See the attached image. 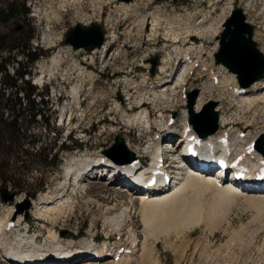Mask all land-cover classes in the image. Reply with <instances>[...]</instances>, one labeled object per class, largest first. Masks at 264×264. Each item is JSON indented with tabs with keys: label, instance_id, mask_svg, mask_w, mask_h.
<instances>
[{
	"label": "rangeland",
	"instance_id": "1",
	"mask_svg": "<svg viewBox=\"0 0 264 264\" xmlns=\"http://www.w3.org/2000/svg\"><path fill=\"white\" fill-rule=\"evenodd\" d=\"M23 1L28 8V13L22 15L9 27L14 31L15 25L20 24L23 30V33H20L21 36H31L29 43L32 51H41L31 65V74L24 76L31 82L38 83L36 80L40 63L49 61L55 55L64 56V69L70 71L74 69L75 63L81 64L83 59L90 58L94 49L90 52L81 48L79 51H72V54L67 53L70 48L66 50L64 35L76 24H99L105 36L104 43L112 40L113 34L116 39L114 38V42L107 46L108 53L104 55L100 49L96 48L97 53L91 55L95 58L93 64L84 65L83 63V67L86 66L87 70L93 74L94 84L93 89H88L89 82L84 84L80 97L81 108L77 107L70 97L72 85L75 84L76 79L74 82H72L73 79L67 81L59 73H51V75L47 72L48 70L46 71L44 82L41 86L37 85V91L40 93L35 95V100L39 101L38 105L44 107L48 118L46 120L41 118L38 122H34L32 134L39 146L52 147L50 155H54L52 158L57 161V166L52 168L40 160L28 161L26 170L21 169V162L13 166L15 170L13 178L21 181L24 190L32 192L36 184L43 182V189L39 190L35 197L26 196L24 191L16 193L11 186L4 184L0 175V189L6 187L14 192L11 201H4L0 194V218L4 221L11 219L8 217L10 210L15 206V212L19 213V206L22 207L17 216L20 215V218L28 220L34 232L40 230L42 233L38 247L44 251L43 255H37V258L43 257L48 253L46 250L51 249V242L47 238L48 229L58 233L63 241L67 240L63 243L74 242L80 248L86 243L85 239L94 234L104 238V231L111 228H114L111 229L112 231H117V228H121L125 236L133 230L138 239L137 248L131 243L128 245L132 248L131 252L136 248L130 256L126 258L122 256V263L108 259L103 262L88 261L81 264H264V212L258 214L256 209L249 207L243 200V203L236 202L239 205L228 204V209L226 207L225 212L221 216H216L213 222L202 220L189 227L170 229L167 225L180 215H186L189 212L192 200L190 203L179 200L176 203L172 201L159 206L147 204L142 199L143 196L140 197L126 188L121 189L118 185L110 186L112 180L108 182V177L100 175L86 179L82 184H74V181H72L73 184L67 183V190L70 189L69 203L62 207L64 216L56 221V225L38 215L37 204L43 202L41 199L49 192L52 197H57L61 191L59 187L68 180L67 166L65 167L64 163L70 155L88 154L85 156L90 159H96L100 155L103 157L105 156L103 151L110 149L116 135L121 136L124 142L131 143V146L138 141L137 143L147 148L150 144L157 142V139H152L154 135L161 132L163 127L156 126L155 133H147L136 124H126L120 117L121 114L115 115L113 111L111 112L114 107L112 104L116 101L120 102V108L127 109L129 112L138 111L139 101L127 100L128 82L132 85L129 86L132 93L142 96L141 98L146 102L153 121L161 119V113H158L160 110L164 112V117L171 115L175 118V127L172 126L174 130L183 123L182 121L189 118V95L195 90L197 94L192 105V111L195 112L192 120L199 125L200 129L212 128L211 121L209 119L201 121L202 116L199 113L209 101H214L218 105L217 109L220 107L222 109L220 115H226L225 117L232 119L231 124L235 123L231 127L230 124H225L223 131L227 126L231 131L238 126L247 132L246 135L250 134L252 137L264 130V111L258 108L257 110L249 109L238 95L232 93L238 86L232 80L231 82L226 80L231 74L219 69L213 61V53L217 45L216 36L219 29L222 30L220 28L222 26L219 27V21L221 22L227 13L225 8L229 5V0ZM244 4V11L247 10L255 25L259 27L256 39L264 50V35L261 36V33L264 34V0H234L233 2L235 7H243ZM125 5H128L129 9H126ZM217 18L220 20L217 21ZM153 21H157L154 33L151 32ZM48 40H51L53 44L50 45ZM177 47L183 51L192 49L190 54L194 57L191 55L190 57H199V64L210 67L214 73L217 71L218 84H213L207 72L198 67V70L194 69L187 76V82L183 88L174 92L177 96L175 100L165 98L163 91L167 87L161 85L160 82L164 80L162 78L167 77L166 79L171 80L167 85L172 87L173 82L178 80L183 67L182 62L178 63L182 57L177 52ZM16 58L21 60L20 55ZM153 58L157 59V65L152 72L150 60ZM169 58L171 59L170 71L158 80L163 60ZM147 64L148 67H145ZM192 64L194 65L195 62L192 61ZM15 67L16 65L12 64L7 66L11 73ZM186 69L187 64H185ZM2 89L3 86L0 84V91ZM169 92L172 93V90ZM21 93L22 91L19 95ZM203 94L207 102L198 111V104ZM40 98L45 100L42 105ZM130 105L133 106L132 111L128 109ZM70 107L72 110L69 109ZM62 113L65 116L69 114L71 121L64 122V119L63 124H60L59 116ZM23 118H28V113H25ZM164 121H168V117L167 120L164 118ZM164 141H167L166 138ZM77 143L81 145L75 146ZM63 146H70V149H64ZM132 148L135 150L134 145ZM133 152L138 157V153ZM147 154L142 152L139 156H144L149 161ZM89 162L92 164L91 161ZM214 189V187L204 188L202 201L207 205L216 201V189ZM18 200L19 203H17ZM150 200L147 199V201ZM26 201L28 206L24 207ZM114 217L115 219L119 217L121 227V223L118 226L112 224L109 218ZM16 220L18 221V218ZM176 229H180L179 232ZM78 231L81 232V237L74 238ZM0 236V264H7L4 254L6 253V256L7 252L20 249V242L23 241H18L19 235L16 232H8ZM71 238L78 241L68 240ZM52 250L50 252H53ZM82 254L80 256L85 257V254Z\"/></svg>",
	"mask_w": 264,
	"mask_h": 264
},
{
	"label": "bare ground",
	"instance_id": "2",
	"mask_svg": "<svg viewBox=\"0 0 264 264\" xmlns=\"http://www.w3.org/2000/svg\"><path fill=\"white\" fill-rule=\"evenodd\" d=\"M250 5H252V4H250ZM125 7H126V9H129L128 5H125ZM251 9H252V6H251ZM244 13L247 14L248 13L247 10H246V12L244 11ZM153 22H154V25H153L152 30H151L152 33L156 32V28H157V21H153ZM114 38H115V35L113 34V36H112L113 41L109 40L106 43H104L100 48H98V49H100V51H102L101 52L102 55H104V53L106 52L107 46L111 45L114 42ZM107 39H109V36H107ZM48 41H49L50 45L53 44V42L51 40H48ZM176 49H177V52H179V54H181L182 58L184 57V55L190 56L191 55L190 52L193 51L192 49H190L189 51H183L179 47H177ZM79 50H81V49H78L77 51H79ZM93 51H90V52H93L91 55H95L98 50L94 49ZM91 55H90V58L88 57L86 59H83V61H81L82 62L81 64L75 63L74 69L71 71L64 69V64H65L64 56L62 57L59 55H55L49 61H44V62L40 63V71H39V75L37 76L36 81H38V83L44 82L45 77H46L45 74H46L47 70H48L47 72H49L50 74L51 73L52 74H54V73L61 74L63 76V78L67 81H69V79H73L72 82H74L76 79L75 84L72 85V92H70V97L73 99V101L77 105V107L79 106V108H81V104H80L81 103L80 102L81 92L80 91H81V88L83 87V84L85 82H89V84H91V85L94 84L93 74L87 70L86 66L83 67V63H84V65H86V63H89V64L94 63L95 58H94V56H91ZM182 58L180 59V61L178 60V63L182 62ZM162 64L163 65H161V67H160V74L158 76V80H160L159 78H162V76L167 75L169 73V71H170L169 68H171V59L170 58L164 59ZM186 64H187V69L185 71L188 73L191 69H193L194 65L192 64V62L186 63ZM218 66H219L218 68L222 69V71L223 70L226 71L223 66H221V65H218ZM145 67H148V64ZM185 71L180 76V81H181L179 83L180 85H178V83H175V85H173V88H170L171 86L167 85V83L169 81L168 79H166L167 77L162 78L164 80L160 82L161 85L167 87V89H165L163 91V96L165 98H171L172 100L176 99L177 96L174 95V92H176L179 88H182V86L185 83V80H187L186 79L187 75H184V74H186ZM222 71H221V74L223 73ZM230 74H231L230 77H228V78L225 77V78L228 82H231V80L234 82L235 81L234 74H232V73H230ZM144 80L146 81L147 79L145 78ZM263 82H264V80H260V81L255 82L249 88H246L247 91L245 93H243V94L241 93L238 95L242 99V101L248 105L249 109H251V108L255 109L256 108V110H257V108H258V109H261L262 112L264 111V89L261 88V84ZM116 83H119V82H116ZM127 84H128V87L126 90L127 91L126 92L127 100L133 101V102L139 101V103H141V104L138 107V111L135 110V111L129 112L127 109L120 108L121 107L120 102L116 101L112 104L114 107H113V110H111V112L113 111L112 113H114L115 115L121 114L120 117L126 122V124H128V123L136 124V125L142 127V129L145 130V132H147V133H148V131L146 128V123H149L151 126L163 127L161 132L158 134L159 138H156L157 142L155 144H152V145L150 144L147 148L140 145V143H137L138 142L137 141V142L133 143V145L135 147V150H133V148H132L133 145L131 146V143L125 142L126 147L128 149L133 150L136 153H138V156L142 152L144 153V152L151 151V153H153L154 149L158 148V145L161 144V142H163L165 140V138L171 134V128L168 126L167 121L163 122L164 118H165V120H167V117L169 119L170 116L164 117L165 116L164 112L160 111L161 119L153 121L152 117L150 116V112L146 106V103H145V101H143L144 99L141 98L142 96L132 93V91H131L132 89L129 88V86L131 84L129 85V82ZM91 88L93 89V86ZM171 90H172V93L169 92ZM205 102H207V99H206V96H204V94H203L202 98L198 104V111H200L202 105ZM217 108H218V105H216V107H215V109L218 112V129L216 130V132L213 133V135L222 133L223 132V130H222L223 126L225 124H227V125L231 124V121H232L231 118L225 117L226 115H223V114L220 115V113L222 112L221 107L219 109H217ZM69 109H71V107ZM82 114L84 115V111H82ZM187 120H188V118H187ZM187 120H185V121H187ZM200 120L203 121V117L202 118L200 117ZM190 122L193 125H196L200 129L199 125L195 121H193L191 119ZM194 133H195V131H194ZM254 137H257V138L263 137L264 138V130L263 131L261 130L260 132L256 133L252 137L250 136V134H248V135H246V138L245 137L242 138L241 141H244L247 143V142H250L251 139ZM104 155L107 156L106 153ZM105 156L102 157L100 155L96 159H90V157H87V156H85V158H81L78 160L73 159L71 164L67 165V167H66L68 180L65 182L64 185H61L59 187V188H61L60 193L55 198H54V196L53 197L51 196V192L46 194V196L41 199L43 202L37 204V206L39 208L38 215L44 220H50V222L52 221L53 225L56 223V221H58L60 219V217L62 218L64 216V211H63L62 207L66 203H69L70 189L67 190V183L69 182V184H71L72 181H74V184L78 183L75 181V179H76L77 175L80 174V171H83V169L86 166L98 167L97 163H99V161L102 158H105ZM89 161H91L92 164ZM126 164L127 163L122 162V161L119 162V165H126ZM179 173L181 174L180 175L181 179L175 186L169 187V189H167L165 191H162V192H159L156 194H152L151 196H149L147 198L144 195H141V196H143L142 199L147 204H151V205L153 204V205H158V206L160 204L163 205V204H167V202L169 203L172 201H173L172 203H174V202L176 203L179 200L185 201L186 203L187 202L190 203L192 200V204L190 205L189 212L186 215H184V214H182V216L180 215V217L176 218L172 223H170V225H167L168 228H170V229L171 228H179V227L181 228V227H186V226L189 227V225L194 224L195 222L199 223L202 220H204V221L207 220L208 222H211V221L213 222V220L216 216H219V215L221 216V214H223L225 212V208L228 206V204H233V203H236L238 201L241 203H243V202L247 203L249 205V207L256 209L258 211V214H261L262 212H264V193L255 192V191H245V190L243 191V190H239V189L229 190V189H225V188H218L211 177L194 173L193 171H191L189 169L182 170ZM72 174H73V177H71ZM93 176L96 177L97 175H91L88 177L85 176V178L90 179ZM82 182H84V180L81 181L80 184H82ZM111 182L112 183L109 184L110 186L118 184V183H116L117 181L115 180V178L112 179ZM205 187L207 189H210L211 187H214L216 189V201L213 204L210 203L209 205H207L204 201H202V199H203L202 193H203ZM119 188L125 189L124 186H119ZM207 191H209V190H207ZM211 192H212V190H211ZM206 196L208 197V195H206ZM213 196H212V198L214 199ZM147 199L148 200L151 199V200L147 201ZM204 200H205V197H204ZM242 200H243V202H242ZM19 202L20 201L18 200L17 203H19ZM17 203L15 205H17ZM238 203H236V204H238ZM15 208L16 207L14 206V208L11 209L13 212L10 210L8 217H10V218L14 217L16 219L18 218V220H19L20 215L17 216V214L20 213V211L22 210V207L19 206V209H18L19 213L15 212ZM227 209H228V207H227ZM109 219H110V221H112V224H115L117 226L121 223V222L119 223V217L117 219H115V217L109 218ZM4 222H5L4 219L0 218V229L3 227ZM176 230H178V229H176ZM179 230H178V232H179ZM3 234L4 233H0V235H3ZM133 235H134V233L131 231V239H130L131 244H133V241L136 239L135 237H133ZM47 238L51 242L50 243L51 249L46 250L48 252L46 254V256L51 255L52 252H50V250H52V249H53L52 251L59 250L61 252H67V253L70 252V254H72V255L79 254V251H76L78 248L76 243H74V242L63 243L61 241L62 237H60L58 235V233L48 229ZM22 241L23 242H20L21 243V245L19 247L20 249H17V250L36 251L35 252L36 255H43L44 250H41L42 248L40 249L38 247V244L32 245V244H30V242L28 240H25V239H22ZM8 253L9 252H7V254ZM79 256H80V254H79ZM81 257H83V256H81ZM37 259L39 260V258H37ZM82 261L78 264H81ZM88 261L89 260H86V262H88Z\"/></svg>",
	"mask_w": 264,
	"mask_h": 264
},
{
	"label": "trees",
	"instance_id": "3",
	"mask_svg": "<svg viewBox=\"0 0 264 264\" xmlns=\"http://www.w3.org/2000/svg\"><path fill=\"white\" fill-rule=\"evenodd\" d=\"M27 13L23 0H0V84L3 86L0 91V175L4 184L11 186L16 193L24 191L26 196L33 197L42 184H36L32 192L24 190L21 181L13 178V166L21 162V169L26 170L30 160L50 163L52 147L39 146L33 138L35 125L32 124L37 121L36 116L41 114L45 120L47 115L44 107L35 101L38 88L24 77L31 74V65L41 51H32L31 36H21L23 30L14 32L9 27ZM17 55L21 60L16 58ZM10 64L16 65L12 73L7 68ZM40 101L41 105L45 103L44 99ZM25 113L28 118H23Z\"/></svg>",
	"mask_w": 264,
	"mask_h": 264
},
{
	"label": "water",
	"instance_id": "4",
	"mask_svg": "<svg viewBox=\"0 0 264 264\" xmlns=\"http://www.w3.org/2000/svg\"><path fill=\"white\" fill-rule=\"evenodd\" d=\"M123 1L128 2L130 0ZM223 27L224 30L218 36L219 49L214 54L215 63L222 64L230 72L235 73L240 86L248 87L264 76V55L258 50L255 41L252 40L253 28L246 22L245 15L239 8L231 12L230 16L223 23ZM19 28L20 26H17L15 30ZM103 41V31L98 24H92L91 26L77 24L66 32L64 38V42L73 49L84 48L86 51L100 47ZM151 63L154 69L157 60L153 58L151 59ZM195 94L196 92H194L189 100L190 111ZM213 106L214 103H209L202 112L204 116L208 115L213 122L211 132L217 129V112L213 111ZM195 127L199 130L196 125ZM261 146L262 144L258 142L257 147ZM118 150L127 152V161L134 159L133 153L126 150L123 139L117 135L115 136L114 144L106 152L113 156V153ZM0 194L4 201H10L14 196V192L8 191L6 187L0 189ZM25 206H28V202L25 203Z\"/></svg>",
	"mask_w": 264,
	"mask_h": 264
}]
</instances>
